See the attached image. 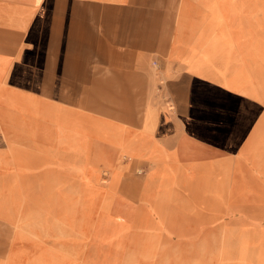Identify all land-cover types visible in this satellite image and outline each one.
I'll return each mask as SVG.
<instances>
[{
    "label": "rangeland",
    "instance_id": "obj_1",
    "mask_svg": "<svg viewBox=\"0 0 264 264\" xmlns=\"http://www.w3.org/2000/svg\"><path fill=\"white\" fill-rule=\"evenodd\" d=\"M127 1L130 4L139 2ZM165 2L146 0V11L141 10L140 6L139 10L124 7L116 11L105 7L104 32L88 38L85 50L94 51L87 54L56 56L42 48L31 50L38 55V60L58 67L66 74L71 68L74 69L73 76H78L80 80L88 79V72L95 61L107 67V62L128 58L139 67L143 52L152 50ZM88 12L90 15L93 13L91 10ZM174 23L172 42L176 41L172 44L173 54L181 58L185 63L184 69L190 71L192 76L181 83L173 82L168 70L162 74L160 79H165L171 94L170 98L168 95L164 97L162 103L151 106L152 98L143 100L138 99L137 95L132 97L129 92H123L127 91L129 84L114 83L102 84L90 94L92 106L89 108L95 112L84 107L89 103L87 99H82L81 105L76 106L66 102L57 90H54V94L58 97L42 96L51 104L38 98L31 102L34 114L59 122L52 124L56 126L54 133L47 137L61 146L59 151L51 148L43 153L40 150L43 154L29 158L28 162L27 177L31 179L28 181L31 191L38 189V193L44 194L47 190L50 195L37 199L38 208L48 212L49 227L53 226V218L64 220L68 217L63 207L65 200L75 198L76 185L96 194L95 202L83 207L75 217L71 215V221L66 224L77 228L68 226L65 235L56 228H51L48 236L44 237L39 235L38 229H34L38 233L35 236L27 232L23 234L18 229L19 217L16 215L15 233L18 235L15 238L24 242L11 248L0 264H264V0H179ZM131 31L139 34L147 32L141 37L125 36ZM45 40L51 44L50 38ZM75 41L77 45L80 43V39L75 38ZM106 41L112 44V48H106ZM23 53L20 52L18 59L23 58ZM71 62L74 67H70ZM113 67L117 70L136 68L131 63H116ZM149 67L151 76L158 75L157 64L150 62ZM7 77L10 81V70ZM113 80L122 79L117 77ZM123 81L127 79L123 78ZM238 94L262 105L255 123H247L232 134L230 141H234L233 148L210 150L203 155H196L193 150L187 149L189 158H213L181 160L186 169L180 179L176 178V182L182 180V183L170 189L169 177L166 178L148 241L144 242L146 233L134 242L133 236L140 231L136 225L149 221L150 217L144 210H138L141 201L144 203L143 197L137 204L139 192L133 191L125 178L113 195L116 182L107 184L97 174L103 172L113 177L112 173L121 174L128 169V163L136 161L146 166L144 174L148 168L153 173L156 172L158 158H163L166 169L172 168L173 171L174 167L169 164H175V150L167 149L157 138L162 122L171 123L170 113L175 112L186 131L192 134L196 117L194 136L200 135L201 130L205 131L209 120L229 126L232 123L229 117L232 109L227 103ZM53 102L63 106H54ZM235 102L233 100L232 104ZM17 104L25 106V103L14 100L10 82L1 81L2 117L6 109L10 110L11 106ZM42 110L45 112H38ZM76 111L86 112L93 117H81ZM23 114L18 112L17 118H11L18 128L25 125ZM107 116L111 120L105 127ZM119 123L122 125L117 127ZM141 124L136 133L143 139L139 143L142 144L139 154L135 150V132L136 126ZM222 130L216 132V139H219L220 133L223 134ZM180 138L178 135V141ZM99 141L122 153L115 169L103 170L104 165H96L94 156H98L101 150L96 149L95 153L94 150ZM1 152L9 159L10 152L4 148ZM228 152L232 154L214 157ZM56 155H61L63 161L52 166L51 161ZM5 163L1 162L2 166ZM108 163L111 166V162ZM140 170L137 169L138 172ZM2 184L11 197L14 195L12 198L19 207L25 203L24 194L20 196L22 189L25 190L24 182L7 181ZM111 197V215L108 217L104 203ZM59 199L62 210L57 207ZM116 219L120 221V236L118 240H111L108 235ZM61 223L66 225L63 221ZM105 223L107 237L102 241Z\"/></svg>",
    "mask_w": 264,
    "mask_h": 264
},
{
    "label": "crops",
    "instance_id": "obj_2",
    "mask_svg": "<svg viewBox=\"0 0 264 264\" xmlns=\"http://www.w3.org/2000/svg\"><path fill=\"white\" fill-rule=\"evenodd\" d=\"M129 2L127 0H0V82H10L14 100L17 103H25L24 107L17 104L11 106L10 110L6 109L4 111V117H2L3 113L0 112V182H24L25 190L22 189L20 196L22 197V194H24L26 197L25 203L19 207L17 201L13 199L14 195L12 198L9 190L0 183V260L6 256L11 248L22 245L24 242L21 239L15 238L16 234L18 235V233H15L16 215L19 217L18 229L23 234L27 232L35 236L38 233L34 229H38L40 231L39 235L43 237L48 236V233H50V222L47 218L48 212L43 211V208L40 210L37 204L38 198H47L50 195L47 190L44 194L42 192L38 193V189L31 191V187L28 185V181H31V179L27 177L28 162L29 158H36L39 156L38 154H43V151L48 152L51 148L59 151L61 146L52 143L47 138L53 135L56 126L54 127L52 124L58 121H52L44 115L38 116L34 114L35 112L31 105L34 99H42L45 103H49L42 96L58 97L59 95L54 94V90H57L58 93H66L67 97L64 100L76 106L81 105L82 99H87L89 103L84 107L94 111L89 108L92 106V103L89 101L90 94H92L96 87L98 88L102 84L108 85L114 83L116 85L129 84L127 91L123 92H129L132 97L137 95L138 99L145 100V98H152L153 102L151 106H155L162 103L165 100L164 97L167 95L168 98L171 97L165 79L163 81L160 79L162 74H165L168 70L172 74L170 77L172 81H179L181 83L186 82L187 78L192 76L190 71L184 69L185 63L181 58L173 54L172 36L175 33L174 16L179 0H166L159 19L158 30L154 37L152 50L143 52V59L139 67L133 60H129L128 58L107 62V67H103L102 62L95 61L92 63L93 68L88 72V79L80 80L78 76H70L58 67L53 65L49 66L47 63L41 62V59L39 61L37 58L38 55L34 54V51L31 50V48H42L49 50L50 53L56 56L69 55L70 53L80 55L94 51H86V47L81 44L77 45L75 41V38L96 37L104 32L103 26L99 25L98 20L96 21L94 15L91 16L88 11L96 12L97 9H103L105 7H110V11L124 9V7L139 10V6L141 10H148L145 9L146 0H139V2L131 4ZM132 32H127L125 36L128 38L135 36L141 37L142 35H146L147 31H143L140 34L136 31L135 33ZM48 38L52 40L50 41L51 44H48L45 40ZM34 41L36 42L34 43ZM105 46L106 48H112V44L107 41L105 42ZM21 51H24L23 58L18 59ZM150 62L153 65L157 64L159 69L158 75L155 77L150 75ZM116 63H131L136 68L129 67L117 70L113 67ZM8 70H10V81H8L7 77ZM117 77L122 80L114 81L113 79ZM123 78L127 79V81H123ZM22 89L34 92V94L26 93ZM233 100L236 102L232 104ZM52 105L58 107L63 106L58 103L55 104L54 102ZM227 105L232 109L229 115L232 122L231 125L224 126L214 120L211 121L208 119L209 121L205 126V131L201 130V134L197 136L192 135L198 120H196V117L193 120L194 129L192 134L186 131V127L181 122L179 115L175 112L170 113L171 123H169L170 121L162 122L157 133V138L167 149L175 150V164H169L174 167L173 171H171L172 168L166 169L163 158H158V163L155 164L157 169L153 173L148 168V172L144 174L146 166L144 163L139 164L136 161L133 164L128 163V169L125 172L121 174L112 173L113 175L111 176L113 177H108L109 175L106 176L107 174H102L103 172L97 174L101 175L102 180L107 184L110 181L116 182L113 195L121 180L125 178L132 190L139 192L137 204L140 197H143L144 203L141 201L142 206L140 204L138 210H144L149 214L148 217L150 216L151 218H148L149 221L145 220L142 221L143 223L141 222L136 225L137 230L140 229L142 231L136 232L133 236L132 240L134 242L139 241L141 235H145L146 233L144 242L148 241L153 223L155 222L156 208L164 187V182L167 180L166 178L169 177L170 189L176 188L179 183H182V180H179L178 183L176 182V178L180 179L186 169L185 164L181 160H204L213 158H189L186 155L188 153L187 149L193 150L196 155H203L209 153L210 150L220 151L235 147L234 141H230L232 134L241 130L240 127L247 123H255L263 108L259 102L239 94L235 95L234 99L230 100ZM242 110H245V113L242 114ZM18 112L27 114H23L25 116L23 119L25 125L22 124V128H18L11 119L17 118ZM38 112L44 113L45 111ZM77 113L82 115L81 117L85 115L93 117L86 112ZM105 115L112 116L110 114ZM37 117L42 118L44 121ZM39 124H41L40 127ZM221 129H223V134L220 133L219 139H216V132ZM178 135L181 136L179 141ZM2 148L10 152V160L5 158L1 152ZM34 149L38 151H34ZM96 149L101 150L98 156H94L96 165L102 164L104 166L101 169L109 168L113 170V165L111 164L109 166L108 161L112 163L118 162L116 149L100 141L94 153ZM228 154H232V152L214 157ZM18 157L22 158L19 159ZM3 161H6V163L2 166L1 162ZM59 161L62 162L63 157L56 155L51 161L52 166L59 164ZM138 168L141 169L139 172L137 171ZM167 171L170 172L167 173ZM24 176L26 177L24 178ZM184 186L187 187L188 184ZM58 196L60 197V195ZM111 202L108 208V217L111 215ZM119 223L120 221L116 219L112 231L111 229L109 231L108 236L111 240L119 239ZM106 233L107 226L105 223L101 233L102 241L103 238L107 237L105 235Z\"/></svg>",
    "mask_w": 264,
    "mask_h": 264
},
{
    "label": "bare ground",
    "instance_id": "obj_3",
    "mask_svg": "<svg viewBox=\"0 0 264 264\" xmlns=\"http://www.w3.org/2000/svg\"><path fill=\"white\" fill-rule=\"evenodd\" d=\"M158 1H160V0H158ZM202 1V0H201ZM159 3V2H158ZM161 3V2H160ZM202 4V3H201ZM159 5V4H158ZM201 6V5H200ZM172 7V6H171ZM159 8V7H158ZM191 8V7H190ZM104 9L105 8H99V9H97L96 10V12H93L92 13V15H94V19H96V21L98 20V23H100L99 25H101V26H103V28H104V25H105V23H104ZM191 10V9H190ZM196 11V10H195ZM197 12V11H196ZM193 13V12H192ZM186 14V13H185ZM184 14V15H185ZM91 15V16H92ZM192 16H193V14H192ZM196 16H198V15H196ZM193 18V17H192ZM197 18V17H196ZM93 19V18H92ZM93 19V20H94ZM200 19V18H199ZM175 24V23H174ZM155 28H157V27H155ZM216 28V27H215ZM218 28V27H217ZM158 29V28H157ZM175 29V28H174ZM215 30V29H214ZM155 31V30H154ZM210 31H213V30H210ZM205 32H207V30L206 31H204V33ZM212 33V32H211ZM214 34V33H213ZM204 36V35H203ZM202 37V36H201ZM206 37H208V36H206ZM88 38L89 37H86V38H80V43L78 44V45H82V46H85L86 44H87V40H88ZM203 38V37H202ZM201 38V39H202ZM148 41L150 42V44H151V39L148 37ZM176 40H174L173 42H172V44H175L174 42H175ZM186 43V42H185ZM194 44V43H193ZM192 44V45H193ZM152 45V44H151ZM184 45V44H183ZM206 46H208V45H206ZM199 47V46H198ZM200 48V47H199ZM202 48V47H201ZM70 67H74V63H72L71 62V65H70ZM73 73H74V69L72 70V68H71V70L69 71V73H68V75H70V76H73ZM67 94L66 93H63L62 92V98L64 99L65 97L64 96H66ZM66 107V106H65ZM65 111H66V108H65ZM142 115V114H141ZM140 115V116H141ZM140 119V118H139ZM106 123H105V127L108 125V123H109V120H111V119H109V117L107 116L106 117ZM143 121H144V118L142 119V124H143ZM129 123V122H128ZM127 123V124H128ZM110 124H112L113 125V123H110ZM109 124V125H110ZM142 124L140 125V126H136V132H135V150H137V152L139 153V154H141V148H142V144H139V143H142L143 142V139H142V137H138L137 135H136V133L138 132V130L141 128V126H142ZM122 125V123H119L118 125H117V127H120ZM114 126V125H113ZM129 126H131V123H129ZM110 127V126H109ZM115 127V126H114ZM7 141V140H6ZM14 142V141H13ZM34 151H38V150H36V149H34ZM120 154H122L121 152H118L117 153V150H116V155H117V158L119 159V156H120ZM117 161H119V160H117ZM110 162V161H109ZM111 164L113 165V167H114V169L117 167V164H118V162L117 163H112L111 162ZM76 190H75V198L73 199V200H70V201H67V200H65V203H64V207H63V209H64V213H66V215L68 216V217H66L64 220H61V218H58V219H55V218H53L54 219V221H53V226L52 227H50V230H51V228L53 229V228H56L57 230H58V232L59 233H61V234H66V233H68V231L66 230V228L68 227V226H70V227H73L74 229H76L77 227L76 226H74V225H72V224H69V223H67L66 224V222H70L71 221V219H70V217H71V215H73V217H75V215H76V213H78L79 211H82V208L83 207H85L86 205H90V204H92V203H94L95 202V196H96V194H94L93 192H91V191H86L84 188H80L78 185H76ZM74 197V196H73ZM61 199H59L58 201H57V207H59V209L60 210H62L61 208H62V204H61V201H60ZM101 200V199H100ZM107 200V199H106ZM110 202H111V198L110 199H108L107 201H105V203H104V205H105V210H106V213H108V208H109V205H110ZM98 203V202H97ZM96 203V204H97ZM150 204V203H149ZM142 206V205H141ZM148 207V206H147ZM150 207V206H149ZM143 208V207H142ZM87 211V210H86ZM78 215V214H77ZM84 218V217H83ZM65 222V226H63L62 225V223L61 222ZM81 220H79V222H80ZM142 222V221H141ZM80 223H82V222H80ZM143 223V222H142ZM88 225V224H87ZM91 225V224H90ZM89 225V226H90ZM147 225V224H146ZM80 226V225H79ZM142 226V225H141ZM143 227H144V225H143ZM90 228V227H89ZM146 229V228H145ZM80 230V229H79ZM142 231V230H141ZM140 231V232H141ZM144 231V230H143ZM139 234V233H138ZM139 238V237H138ZM139 240V239H138ZM73 248H75V247H73ZM77 250V249H76Z\"/></svg>",
    "mask_w": 264,
    "mask_h": 264
}]
</instances>
